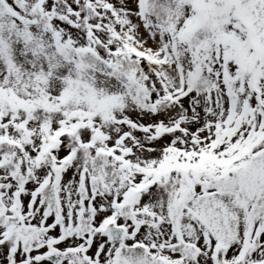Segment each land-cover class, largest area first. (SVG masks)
<instances>
[{
  "label": "snow or ice",
  "instance_id": "1",
  "mask_svg": "<svg viewBox=\"0 0 264 264\" xmlns=\"http://www.w3.org/2000/svg\"><path fill=\"white\" fill-rule=\"evenodd\" d=\"M0 264H264V0H0Z\"/></svg>",
  "mask_w": 264,
  "mask_h": 264
}]
</instances>
